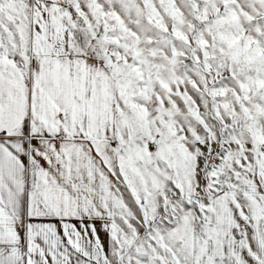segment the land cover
Listing matches in <instances>:
<instances>
[{"label":"snow or ice","instance_id":"6c2138e0","mask_svg":"<svg viewBox=\"0 0 264 264\" xmlns=\"http://www.w3.org/2000/svg\"><path fill=\"white\" fill-rule=\"evenodd\" d=\"M0 264H264V0H0Z\"/></svg>","mask_w":264,"mask_h":264}]
</instances>
